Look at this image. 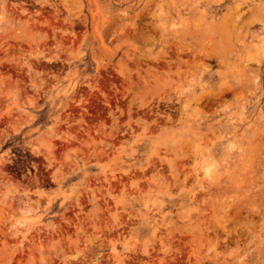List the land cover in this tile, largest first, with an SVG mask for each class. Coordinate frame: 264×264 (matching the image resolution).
I'll return each mask as SVG.
<instances>
[{"label": "rangeland", "instance_id": "obj_1", "mask_svg": "<svg viewBox=\"0 0 264 264\" xmlns=\"http://www.w3.org/2000/svg\"><path fill=\"white\" fill-rule=\"evenodd\" d=\"M0 264H264V0H0Z\"/></svg>", "mask_w": 264, "mask_h": 264}]
</instances>
